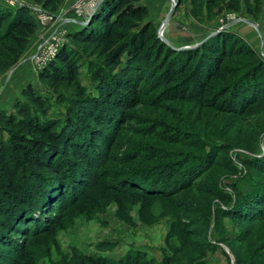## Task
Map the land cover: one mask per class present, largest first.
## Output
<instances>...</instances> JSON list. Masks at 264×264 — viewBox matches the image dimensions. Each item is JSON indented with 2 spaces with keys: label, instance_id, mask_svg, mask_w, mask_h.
<instances>
[{
  "label": "rangeland",
  "instance_id": "374dc122",
  "mask_svg": "<svg viewBox=\"0 0 264 264\" xmlns=\"http://www.w3.org/2000/svg\"><path fill=\"white\" fill-rule=\"evenodd\" d=\"M78 1L64 0L57 10L46 14L38 11L42 16L34 13L38 31L18 61L0 70V111L5 115L26 117L18 104L34 109L36 103L24 95L29 86L45 98L50 116L66 111L67 101L81 95V85L96 94L95 67L107 62L109 45L78 43L69 36L76 30L73 26L81 28L95 12L83 20L76 9ZM98 1L90 0L87 7ZM21 5L44 10L32 0H0V10ZM172 5L173 0H168V12ZM150 14L148 9L143 20H133L136 25L129 29L137 33L147 28L145 44L158 36L172 48H183L167 39L174 26L178 35H183L182 28H197L191 42L197 43L192 46L211 34L229 31L238 37L237 47L246 50L235 52L225 66L237 68L236 74L252 70L255 78H264V67L260 69L264 63V0H180L172 15L175 24L162 31L164 21L151 20ZM9 20L0 32L6 30ZM54 35L62 43L60 49L64 46L72 51L79 66L77 81L54 84L40 78V72L60 51L41 66ZM0 54V62H5L10 53L1 47ZM157 66L153 62L144 65V92L138 89L135 95H141L129 102L127 120L119 126L107 121L110 149L92 159L94 168L83 170L86 181L79 188L69 186L72 189L65 194L46 187L52 197L50 208L46 213L36 210L35 220L13 236L12 244L0 242L1 263L95 264L102 257L109 264H121L129 252H137L133 260L138 264H264V217L253 219L256 209L239 207L240 200L247 201L258 184L264 189V86L259 89L260 102L244 113L224 112L215 106L217 96L211 94H207L208 101L198 92L195 98L183 100L161 96V90L155 88L162 73ZM122 67L119 64L113 72L118 74ZM221 82L216 78L212 84L218 87ZM240 100L231 99L237 111L243 108ZM7 127L6 120H0V137H9ZM166 164L174 171L180 169V180L193 177L191 182L169 195L146 194L133 190L130 181L125 183L126 173L132 169L156 172ZM71 166L80 172L77 163ZM138 173L140 176V170ZM37 195L31 199H38ZM5 216L0 211L1 219Z\"/></svg>",
  "mask_w": 264,
  "mask_h": 264
},
{
  "label": "trees",
  "instance_id": "16d2710c",
  "mask_svg": "<svg viewBox=\"0 0 264 264\" xmlns=\"http://www.w3.org/2000/svg\"><path fill=\"white\" fill-rule=\"evenodd\" d=\"M32 1L41 4L45 11L53 12L64 0ZM141 1L103 0L91 20L69 34L78 43L107 42L111 46L106 50L109 54L107 62L95 67L96 94L88 93L79 84L81 95L68 100L67 110L60 112V116H50L45 98L29 86L24 95L36 103L34 109L26 108L23 104L16 105L19 111L25 112L26 117L16 118L13 114L5 115L0 111V120H6L8 127L5 129L9 133L7 139L0 137V211L2 216L6 215L5 219L0 217V242L12 244L13 236L18 235V231L26 230L27 223L35 220L33 215L37 213L36 210L42 213L48 211L52 197L51 193L47 194L46 187L65 194L72 189L69 186H82V182L86 181L83 170L94 168L92 159H98L104 150L110 149L107 143L110 141L109 133H106L107 121L119 126L127 120L129 102L137 100L141 95H135L138 89L144 92L142 85L146 77L143 67L147 63L157 64L162 72L157 77L155 88H159L161 96L164 94L166 99L183 100L187 96L195 98L196 92L202 99L211 94L217 96L215 106L230 113H244L248 106L260 102L259 97L262 95L259 89L264 86V78L259 79L258 85L252 70L242 74L238 70L239 74H236L237 68L230 69L224 64L238 50L240 53L246 50L241 45L237 47L239 39L235 34L219 32L197 47L180 50L170 47L158 36H154L153 41L147 45L144 40L147 28H141L137 33L129 31L136 25L132 21L143 20L148 12L147 6L140 4ZM7 19L10 20L6 30L0 32V48L3 47L12 56L9 54L5 62H0V70L18 61L30 38L38 31V22L30 6L0 10V29ZM114 27L123 30H115ZM119 64L123 67L118 74L114 73V67ZM262 67L263 62L260 69ZM78 70L72 51L63 46L56 58L40 72V78L54 84L77 81ZM229 73L233 75L228 77ZM250 73L253 76L248 77ZM162 78L165 80L161 81ZM216 78L222 80L218 87L212 84ZM236 98L241 99L243 108L240 111L231 101ZM72 163H77L82 171L76 172ZM169 166L172 165L166 164L163 170L156 172L139 169L141 177L137 176L139 173L136 174L139 170L132 169L126 173L125 183L130 181L133 190L146 194L175 193L189 184L193 177L187 182L180 180V169L174 171ZM157 181L162 183L157 184ZM259 185L247 195L248 202H239L242 204L239 207L244 211L249 210L246 205L258 211L253 219L264 217V189ZM35 194L38 199H31ZM13 214L15 216L12 217ZM20 221H23V226ZM35 229H39L37 225ZM135 256L138 257L137 252H129L121 264H138V260H133ZM94 263L109 264L102 257Z\"/></svg>",
  "mask_w": 264,
  "mask_h": 264
},
{
  "label": "crops",
  "instance_id": "0c3cea01",
  "mask_svg": "<svg viewBox=\"0 0 264 264\" xmlns=\"http://www.w3.org/2000/svg\"><path fill=\"white\" fill-rule=\"evenodd\" d=\"M142 4H144L145 6L148 7V9L150 10V19L153 21H160L158 18H160L163 22L168 14V0H142ZM173 17H171V19L169 20V22L166 24V26L169 28L170 26L173 27V25L175 24V22L172 20ZM165 26V28H166ZM174 28V29H173ZM172 28V32L169 33L168 36V41L171 42V44H173L174 46L177 47H184V46H190L191 44H195V43H191L193 41V39L195 38L196 33V29L194 30L190 29V28H178L181 30V34L183 35H178L176 32L177 26ZM73 29H77V26H73ZM204 40V38L202 39ZM192 46V45H191Z\"/></svg>",
  "mask_w": 264,
  "mask_h": 264
},
{
  "label": "built area",
  "instance_id": "2783aa9c",
  "mask_svg": "<svg viewBox=\"0 0 264 264\" xmlns=\"http://www.w3.org/2000/svg\"><path fill=\"white\" fill-rule=\"evenodd\" d=\"M90 0H79L78 1V4H77V7L76 9L79 10L82 14L80 15L81 18H83V20H87L90 16V14L92 13V11H96L95 7L96 5L98 4V1L97 3H95L94 5L92 4L91 7H87L89 5V2ZM40 12V11H43L45 12V10H42L40 7H36V6H33L32 7V12L33 13H37V12ZM38 12V13H39ZM39 13L40 16H42L41 14L43 13ZM46 14V12H45ZM50 15V13H47ZM46 17V16H45ZM48 17V16H47ZM49 19H52L50 16L48 17ZM41 19V17H40ZM51 43H49L48 47L46 48L47 49V54H46V57H44L42 60H40L41 62V66H44L46 65L50 59H53L54 58V55L57 51H59L62 43L60 44L61 41H58V38L54 35V37L50 40ZM48 59V60H47Z\"/></svg>",
  "mask_w": 264,
  "mask_h": 264
},
{
  "label": "water",
  "instance_id": "95a60500",
  "mask_svg": "<svg viewBox=\"0 0 264 264\" xmlns=\"http://www.w3.org/2000/svg\"><path fill=\"white\" fill-rule=\"evenodd\" d=\"M102 1H103V0H100V1L98 2V4L96 5L95 9H97V8L99 7V5L101 4ZM179 4H180V0H174V1H173V5L171 6L170 11L168 12V14H167V16H166L164 22L162 23L161 28H163V27L166 26V24H167V23L169 22V20L171 19L173 13L176 11V8H177V6H178ZM92 15H93V14H92ZM92 15H91L90 18L87 20V22H82V23H83L84 25L87 24V23L91 20ZM211 35H213V34H211ZM211 35H210V36H211ZM167 43H168V42H167ZM201 43H202V42H201ZM201 43H198V44H196V45H194V46H185V47H183V48H179L178 50H180V49H187V48H194V47L199 46ZM168 44H169V43H168ZM169 45H170V44H169ZM175 49H176V48H175Z\"/></svg>",
  "mask_w": 264,
  "mask_h": 264
},
{
  "label": "bare ground",
  "instance_id": "6f19581e",
  "mask_svg": "<svg viewBox=\"0 0 264 264\" xmlns=\"http://www.w3.org/2000/svg\"><path fill=\"white\" fill-rule=\"evenodd\" d=\"M173 1H174V0H173ZM163 28H165V27H163ZM163 28H161V31H162Z\"/></svg>",
  "mask_w": 264,
  "mask_h": 264
}]
</instances>
